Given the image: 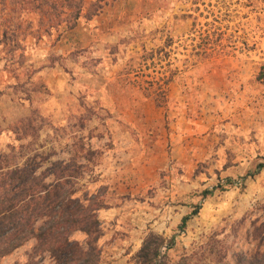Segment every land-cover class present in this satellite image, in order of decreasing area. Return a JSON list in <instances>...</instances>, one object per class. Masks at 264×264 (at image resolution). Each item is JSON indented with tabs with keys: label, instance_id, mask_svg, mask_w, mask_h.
<instances>
[{
	"label": "rangeland",
	"instance_id": "obj_1",
	"mask_svg": "<svg viewBox=\"0 0 264 264\" xmlns=\"http://www.w3.org/2000/svg\"><path fill=\"white\" fill-rule=\"evenodd\" d=\"M263 63L264 0H0V157L84 164L100 264L147 239L156 264H238L264 251ZM124 148L163 165L119 176ZM35 244L0 264H53Z\"/></svg>",
	"mask_w": 264,
	"mask_h": 264
},
{
	"label": "trees",
	"instance_id": "obj_2",
	"mask_svg": "<svg viewBox=\"0 0 264 264\" xmlns=\"http://www.w3.org/2000/svg\"><path fill=\"white\" fill-rule=\"evenodd\" d=\"M204 55L209 56L206 52ZM255 79L264 83V63ZM47 161L43 169L37 157L22 164H9L0 157V260L33 238V254L47 252L53 264H100L95 243L100 234L98 211L105 207L104 202L97 193L84 191L78 195L85 186L80 184L84 169L81 161L74 156ZM188 218L184 216L181 225ZM76 231L92 241L83 245L74 240ZM154 242L144 241L137 255L140 264H156L153 261L159 244ZM238 264H264V251L257 250Z\"/></svg>",
	"mask_w": 264,
	"mask_h": 264
},
{
	"label": "crops",
	"instance_id": "obj_3",
	"mask_svg": "<svg viewBox=\"0 0 264 264\" xmlns=\"http://www.w3.org/2000/svg\"><path fill=\"white\" fill-rule=\"evenodd\" d=\"M128 153V160L124 163H122L123 167L125 168L121 172H117V175H122L124 178H149L153 171L161 167L163 165V162L161 159H157L158 156H154V158H151L149 160H144L143 164L139 161V158L132 155V152L128 148H124ZM127 149V150H126ZM154 159V160H152ZM147 164V166H146ZM121 165V164H120ZM101 209L98 211L99 219L102 217Z\"/></svg>",
	"mask_w": 264,
	"mask_h": 264
}]
</instances>
